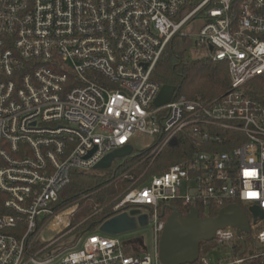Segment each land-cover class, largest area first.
I'll return each instance as SVG.
<instances>
[{
    "label": "built area",
    "instance_id": "obj_1",
    "mask_svg": "<svg viewBox=\"0 0 264 264\" xmlns=\"http://www.w3.org/2000/svg\"><path fill=\"white\" fill-rule=\"evenodd\" d=\"M191 1L0 0V264H161L171 201L187 212L234 199L264 211V97L250 95L264 76V0ZM197 14L201 24L186 27ZM174 36L211 45V59L227 63L223 93L204 101L174 91L153 104L162 85L152 75ZM136 135L153 138L143 148L151 158L186 146L184 159L133 181L113 206L112 216L128 206L149 211L151 249L89 228L65 238L74 206L58 195L71 174ZM252 229L253 252L234 228L217 230L216 246L242 245L217 264L264 256V218L250 219Z\"/></svg>",
    "mask_w": 264,
    "mask_h": 264
},
{
    "label": "trees",
    "instance_id": "obj_2",
    "mask_svg": "<svg viewBox=\"0 0 264 264\" xmlns=\"http://www.w3.org/2000/svg\"><path fill=\"white\" fill-rule=\"evenodd\" d=\"M176 37L179 38V42L183 41L184 44H186L187 41L189 42L188 37L174 36L171 38L165 47V49L168 48L166 53H164L165 49L163 51L165 55L164 59L171 68L172 72L179 71L182 72L183 75L180 82L165 84L174 85L176 87L177 93L179 94H183L192 99L204 101L213 99L214 97L223 93L229 86L227 63L225 61L215 62L210 56L191 61L186 60L184 58L185 46L178 45V43L175 42L177 39ZM152 78L157 81L155 72L153 73ZM250 95L258 99H262L264 97V76L252 81ZM185 143L190 149H193L191 140L187 139ZM185 150L186 146L184 143L177 147H166L159 155L157 154L154 158L147 157L144 152L145 150L136 151L129 156L131 159L128 163L125 161L126 164L124 170H128L127 172L130 174V176L119 177L114 181L112 180L116 177V174L108 177L107 175L99 176L89 173L74 172L71 174L69 183L65 185L59 192V204L65 205L73 201L75 198L85 195L84 201L79 203L75 209L71 222H75V220L78 219L82 220L91 214L93 207H109L112 202L116 201L115 198L119 194L127 191L129 185L133 181L143 183L153 175L165 171L169 165L184 159L187 156L185 155ZM107 183L109 184L107 185ZM91 190L100 192V195L95 196L96 193L91 194ZM229 203H236L240 205V202L234 199L226 201L223 204L210 203L204 205L202 203H194V207L198 210L200 217L214 216L218 213L222 206ZM167 207H174L178 209L183 215L187 213L183 203L177 200L171 201ZM101 220L102 218L100 221ZM94 224L95 223L92 222L90 225H87L85 229L92 228ZM214 246L215 243L213 240L200 242L199 258L197 261L190 264H202L200 259L201 257H204L202 256L204 247ZM241 249L242 245L239 241L233 242L232 250L234 255L239 253L242 254ZM250 252L252 251L250 250ZM242 264H264V256L246 258Z\"/></svg>",
    "mask_w": 264,
    "mask_h": 264
},
{
    "label": "water",
    "instance_id": "obj_3",
    "mask_svg": "<svg viewBox=\"0 0 264 264\" xmlns=\"http://www.w3.org/2000/svg\"><path fill=\"white\" fill-rule=\"evenodd\" d=\"M212 50V46H209ZM176 87L163 84L153 104L167 103ZM175 144V140L171 141ZM133 152L130 144L118 147L107 153L95 166L96 169L109 168L116 158H123ZM164 228L158 242V258L161 264H190L198 260L200 242L211 241L219 229L234 228L238 236L250 232V219L246 211L236 203H229L220 208L214 216L200 217L195 207H190L183 215L178 209L170 207ZM252 223L264 218V211L258 206L248 207ZM103 223L102 230L109 234L120 233L135 227L134 218L125 212L113 215Z\"/></svg>",
    "mask_w": 264,
    "mask_h": 264
},
{
    "label": "rangeland",
    "instance_id": "obj_4",
    "mask_svg": "<svg viewBox=\"0 0 264 264\" xmlns=\"http://www.w3.org/2000/svg\"><path fill=\"white\" fill-rule=\"evenodd\" d=\"M197 0H192L191 4H195ZM180 16L176 17L175 20L179 19ZM202 22V15L201 14H197L193 19H191L186 27L190 24L194 25V26H199V24H201ZM177 39L175 40L176 43H178V45H184L185 46V53H184V58L186 60H195V59H200V58H205V57H209L210 56V50L207 46L201 45V44H195V42L193 41L194 38L193 37H188L189 42L187 41L186 44L183 43V41L179 42V38L176 37ZM168 49V48H167ZM165 52L166 53V50ZM161 55L159 61L156 64V67L154 69L155 72V76L157 77V81L163 85L165 83H178L180 82V80L182 79V72H172L171 68L168 66L166 60L164 59L165 55ZM168 61V60H167ZM153 72V73H154ZM175 92L177 93V91L175 90ZM153 140V138L151 136L148 135H136L131 139V145L133 147V151L130 155H132L133 153H135L136 151H143V148L148 145L151 141ZM148 149H146L145 155H147L148 153ZM123 157V158H116L113 160L111 166L109 168L106 169H90L88 170L86 173L89 174H95V175H99V176H108L111 177L113 175H115L116 177L112 180L114 181L115 179H118L119 177H125V174H128V170H124L125 167V161L128 163L129 160L131 158H129V156ZM127 158V160H126ZM121 164V165H120ZM130 175V174H128ZM110 181V182H112ZM109 182V183H110ZM107 183V185L109 184ZM138 183V181L136 182ZM135 184H130L129 188H133L134 186H136ZM91 194L96 193L95 196L100 195V192H95V190H91L90 191ZM123 195V193L119 194L115 199V202H112L110 204L109 207H93V211L91 212V214H89L86 218L80 220H75V222H71L72 220V216L73 213L75 211V209L77 208L79 203H82V201H84V196H80L75 198L73 201L65 204V208H69L70 206H74V210H72L71 214L69 215V222H70V226L69 227H75L69 234H67L65 236H71V235H75L76 233H78L79 231L85 229V227L87 225H90L92 222H94V226L92 228L87 229L88 233L91 232H98V233H103V234H109L105 231L102 230L103 227V223L98 222L100 221V219L102 218L103 221H108L110 219V217L112 216V209L115 203H117L120 200V197ZM240 206L246 211V213L248 214V216L251 219L250 213L248 211V205L245 202H240ZM124 212H126L127 214H129L131 217L134 218L135 221V227H133L132 229L120 232V233H116L114 235L119 236L123 242L126 241H135L136 243L144 246L147 250H150L152 247V219L149 217L148 214V210L146 208L143 207H138V206H128ZM108 213V214H106ZM105 215V216H104ZM101 220V221H102ZM253 229L249 234L246 233H242V235L244 236V238L247 239V243H246V249L249 251V248H251L250 250L253 252L254 250H259V246H254L251 244L250 242V236L253 235ZM52 235H55L53 231L49 230V229H45L43 232V236L45 240H49L50 237ZM64 238V239H65ZM62 239V240H64ZM249 253V252H247ZM129 254H135L134 249L132 246H130L129 248ZM202 256L206 257V259L208 260V262H210L211 264H217L219 261H223V262H229L232 261L234 258V254H233V250L230 246L228 245H223V246H214V247H204V250L202 252Z\"/></svg>",
    "mask_w": 264,
    "mask_h": 264
},
{
    "label": "snow or ice",
    "instance_id": "obj_5",
    "mask_svg": "<svg viewBox=\"0 0 264 264\" xmlns=\"http://www.w3.org/2000/svg\"><path fill=\"white\" fill-rule=\"evenodd\" d=\"M251 174H252V173H248V172L245 173V175H251Z\"/></svg>",
    "mask_w": 264,
    "mask_h": 264
},
{
    "label": "bare ground",
    "instance_id": "obj_6",
    "mask_svg": "<svg viewBox=\"0 0 264 264\" xmlns=\"http://www.w3.org/2000/svg\"><path fill=\"white\" fill-rule=\"evenodd\" d=\"M70 212V210H68L66 213H69Z\"/></svg>",
    "mask_w": 264,
    "mask_h": 264
}]
</instances>
